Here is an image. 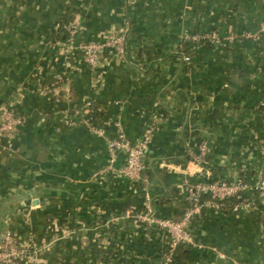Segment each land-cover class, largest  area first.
Returning <instances> with one entry per match:
<instances>
[{
    "label": "crops",
    "instance_id": "obj_1",
    "mask_svg": "<svg viewBox=\"0 0 264 264\" xmlns=\"http://www.w3.org/2000/svg\"><path fill=\"white\" fill-rule=\"evenodd\" d=\"M67 9L79 40H103L129 24L127 55L108 52L96 71L81 55L68 60L52 37ZM263 20L264 0H0V113L11 105L24 119L0 141V247L11 236L26 249L18 264H162L164 231L127 211L150 202L158 216L176 218L200 181L262 183L264 37L244 34ZM196 30L216 31L218 40L181 60V36ZM145 46L161 52L153 69L137 63ZM86 121L107 138L119 121L133 140L156 126L143 180L95 177L108 146ZM203 141L206 159L196 160ZM249 195L256 203L248 212L228 200L192 221L188 264H264V196ZM84 196L106 198L109 208L81 216ZM98 224L116 231L103 234Z\"/></svg>",
    "mask_w": 264,
    "mask_h": 264
},
{
    "label": "built area",
    "instance_id": "obj_2",
    "mask_svg": "<svg viewBox=\"0 0 264 264\" xmlns=\"http://www.w3.org/2000/svg\"><path fill=\"white\" fill-rule=\"evenodd\" d=\"M59 27V24H57ZM69 35L62 41V53L69 60L74 55H81L89 68L93 71L99 69L109 52L111 55H127L128 36L130 25L126 24L124 30L103 40H79L77 35L80 25L74 21L68 25ZM208 37L213 41L218 40V33L213 31ZM245 38L260 40L264 37V20L257 31H249L244 34ZM187 59H189L187 57ZM93 99L87 101V108L93 107ZM0 141L4 138L13 137L19 127L24 123L22 115L11 105H5L0 113ZM87 126L95 134L107 140L109 153L108 164L95 172V177L104 179L111 173H118L126 179L137 182L143 180L146 167V156L156 131L154 124L145 128L138 140L130 139L124 132L121 122L114 123L115 135L107 138L106 131L100 127H94L90 121ZM125 155L124 163L117 167L119 155ZM208 153V145L205 141L199 144V154L196 160L204 161ZM260 191L264 196V181L258 184H251L243 179L227 181L224 179H211L200 181L192 187L189 195V205L179 217H161L155 212L152 203L147 204L146 211L133 213L127 211L126 217H133L139 222L145 223L149 228L162 229L167 239V249L163 253L162 264H171L177 249L181 246L195 245V238L191 230L192 221L208 209L224 205L228 200H235V211H250L255 205V199L249 192ZM29 253L26 249L19 247L13 242L11 236L7 242L0 247V264H18L19 261Z\"/></svg>",
    "mask_w": 264,
    "mask_h": 264
},
{
    "label": "trees",
    "instance_id": "obj_3",
    "mask_svg": "<svg viewBox=\"0 0 264 264\" xmlns=\"http://www.w3.org/2000/svg\"><path fill=\"white\" fill-rule=\"evenodd\" d=\"M70 12H71L70 9H67L65 13L58 20L57 24H59V27L56 28V30L53 32V35H52L54 41H57V40L64 41L67 39L69 35L68 25L71 22H74V18L72 17ZM81 31L82 30L80 29L79 33ZM184 50L186 51V53H189L188 47ZM160 57H161V52L158 51L156 47L145 46L138 52L136 56V60L139 65H142L146 68L151 67V69H153L154 64L159 60ZM99 104H102V102H97V105H95L94 107L93 115H95V117H99L103 113V111L100 110ZM99 205L107 209L109 208L108 201L106 200V198L95 200L91 197L84 196L81 201V206H82L81 216L86 217L87 213L92 210L93 206H99ZM88 225L92 226L93 224L90 222ZM96 228H98V230L102 232L103 234H106L109 231L111 232L116 231L114 226L112 225L108 227L105 224H98ZM190 258L191 257L189 254V250L181 246L175 252V255L173 257V261L171 264H188V261Z\"/></svg>",
    "mask_w": 264,
    "mask_h": 264
},
{
    "label": "rangeland",
    "instance_id": "obj_4",
    "mask_svg": "<svg viewBox=\"0 0 264 264\" xmlns=\"http://www.w3.org/2000/svg\"><path fill=\"white\" fill-rule=\"evenodd\" d=\"M211 33H213V31L201 33L199 32V30H196L195 32L192 31V32L183 33L181 36V41H180L181 48L179 47L180 48V53H179L180 59L186 62H190L191 57L186 53L184 49H186L187 47L188 49H193L196 44H199L202 41H208V42L213 41L212 38L208 37V35H210ZM187 57L189 59H187Z\"/></svg>",
    "mask_w": 264,
    "mask_h": 264
},
{
    "label": "water",
    "instance_id": "obj_5",
    "mask_svg": "<svg viewBox=\"0 0 264 264\" xmlns=\"http://www.w3.org/2000/svg\"><path fill=\"white\" fill-rule=\"evenodd\" d=\"M218 262L221 263L222 262V259L218 260Z\"/></svg>",
    "mask_w": 264,
    "mask_h": 264
}]
</instances>
